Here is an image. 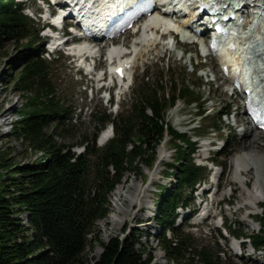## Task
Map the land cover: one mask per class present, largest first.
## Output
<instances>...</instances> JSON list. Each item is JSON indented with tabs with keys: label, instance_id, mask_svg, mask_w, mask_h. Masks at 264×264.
I'll list each match as a JSON object with an SVG mask.
<instances>
[{
	"label": "trees",
	"instance_id": "obj_1",
	"mask_svg": "<svg viewBox=\"0 0 264 264\" xmlns=\"http://www.w3.org/2000/svg\"><path fill=\"white\" fill-rule=\"evenodd\" d=\"M23 11L19 0H0V44L25 41L30 50L40 45L39 30ZM21 54L26 65L13 80V86L24 103L7 137L39 156L32 162L18 164L11 148L0 150V264H151V254L136 249L135 230L102 243L101 254L93 262L86 258L85 251L90 243L88 237L100 243L93 227L109 212L107 196L125 175L141 172L142 166L153 169L155 147L165 132L174 157L165 164L164 173L175 179V185L162 189L157 199L154 221L159 228L156 238L160 249L174 264H228L226 253L218 244L216 248H199L185 227L176 225L177 210L190 207L196 184L207 178L206 169L192 160L195 143L187 134L175 131L164 118L167 105L172 106L176 99L195 104L197 114H204L200 97L186 80L182 88L173 84L169 98H159L157 91L138 95L131 104L130 116L117 121H111L104 113L93 114L97 131L111 122L114 136L98 149L94 145L97 132L91 146L83 137L78 143L83 151L76 154L71 150L73 146L57 139V125L70 116L55 99L50 63L40 53ZM220 118V114L203 118L211 124L201 125L196 133L205 135L210 129L219 130ZM91 156L95 157L94 164ZM260 208L255 218L260 227L257 234H245L240 225L232 231L228 227L235 237L247 239L256 251L264 246V203ZM21 214L26 215L27 226L22 223ZM218 235L222 237L220 231Z\"/></svg>",
	"mask_w": 264,
	"mask_h": 264
},
{
	"label": "rangeland",
	"instance_id": "obj_2",
	"mask_svg": "<svg viewBox=\"0 0 264 264\" xmlns=\"http://www.w3.org/2000/svg\"><path fill=\"white\" fill-rule=\"evenodd\" d=\"M23 7L25 14L33 19L36 29H40L43 21L34 13L41 8L40 2L27 0ZM42 35L43 33H40V37ZM136 36L137 34L120 40L117 43L118 48L122 49V46L128 48V45L133 44L134 41L136 43L138 38ZM42 40L43 42L48 41L45 38ZM156 41L158 43L148 47L144 56H138L129 88L119 100L114 101V103L117 102V107L110 109L106 106L104 97L95 90L98 88V84H94L88 77H84L83 71L81 72L80 69L76 74L75 71L78 69L75 66L76 62L71 56H67L68 51L43 55L45 60L50 63V77L54 85L55 99L67 108V114L70 116L69 120L57 125L56 134L59 141L73 146L71 150L80 153L83 147L78 145L80 140L83 137L87 138L88 146H91L93 136L97 132L94 145L96 149L101 148L106 143L99 144L101 136L105 133V127L97 131V123L93 121V114L104 113L105 116L110 117L111 121H117L119 117L130 116L131 104L138 98V95L148 96L157 91L159 98H169L173 95V84L182 88L185 80L200 97V103L204 110L213 111L214 115L226 107L235 111L237 105L242 103L239 98L230 95L229 85L219 78L217 65L213 60L201 57L197 45L189 46L177 40L174 49L172 45H167L170 40L157 38ZM24 44L25 41L18 44L12 42L0 44V150L11 148L15 163L18 164L32 162L39 154H33L25 145L7 137L11 124L17 119V113L24 103L23 96L15 91L13 80L26 65L22 52L34 55L46 49L42 43L32 50L25 47ZM133 47L135 48V46ZM98 62L100 65L98 70L101 73L103 68L105 69L106 62L101 57L98 58ZM196 65L199 66L197 72ZM90 89H92V93ZM176 100L178 101L174 108L169 109L171 105H167L164 112L165 121L176 131L185 132L193 141H198L197 150L192 155L194 163L205 165L209 169L210 162L220 166V168H215L216 183L211 185L207 181L193 195V208L197 209V213L187 223V226L191 227L184 228V231L193 236L194 243L199 248L203 246L216 248L218 244L225 251L228 264H264V246L257 253H253L248 244H241V251L233 249L230 245L231 236L220 227V223L223 221L224 226L230 225L231 229H237L239 224L247 235L256 234L259 231V226L254 220L260 213L259 206L264 202V196L255 206L252 205L251 196L257 188L264 190V175L257 174L255 167L251 168V171L249 168V172H245L241 176L244 180L241 182L235 177L232 159L235 155L241 154H258L264 159V133L249 132L248 130L243 136L239 133L241 130H246L245 125L241 122L244 116L242 108H240L238 110L239 123L236 128L230 127L233 125L231 116L232 118L222 119V123L219 124V129L221 128L222 131L211 130L209 134L198 135L194 129L201 125L209 126L211 122L206 120L199 123L195 117L197 106L182 103L179 99ZM191 120H194V123L191 125L193 129L190 130L187 123ZM203 143L207 145L203 146ZM155 153L156 163L152 170L149 171L142 166L141 172L136 171L131 175H125L120 184L107 196L108 214H110L97 221L93 227L94 235L100 243L92 242L88 237L90 243L86 248L85 255L90 262L99 257L102 243H107L114 237H125L135 230V237L138 239L136 249H145L147 253H150L151 264H174L167 260L160 249L156 238L159 228L154 221L159 194L162 189H170L175 185V179L170 174L164 173L165 164L171 163L174 157V149L168 142V137H165L159 145L157 144ZM161 153L163 157L160 159ZM90 160L94 164L95 157L91 156ZM129 186L133 187L130 192L127 190ZM121 193L127 197L128 203L122 204L114 200L115 195H122ZM202 194L206 205H199ZM129 202L131 206L128 205ZM143 206V211H140ZM118 208L121 210V214H117ZM202 210L207 211L210 216L206 220L199 221L198 219L202 218L199 215ZM177 212L179 216L176 224L179 225L183 223L189 211L178 210ZM118 215L119 223L113 222L117 220ZM21 220L27 226L25 214H21ZM218 230L222 232L225 239L219 237ZM169 237L171 238V236Z\"/></svg>",
	"mask_w": 264,
	"mask_h": 264
},
{
	"label": "bare ground",
	"instance_id": "obj_3",
	"mask_svg": "<svg viewBox=\"0 0 264 264\" xmlns=\"http://www.w3.org/2000/svg\"><path fill=\"white\" fill-rule=\"evenodd\" d=\"M195 9H191L187 12V15H185L184 17H182V21L179 22V19H175V21H173V25L168 23V20H171L172 16H170L169 14L163 13V14H159V16H155L154 14H157V12L151 14L144 22L143 26H142V31L143 33L137 38V41L135 43V57L133 62L130 61V54H127V52H124L122 49L120 48H115L112 47L110 49V51L108 52V55L110 58L113 59V61H119L121 66H125L127 63H129L130 67L128 68V70L125 72V76L122 79V81L120 82V89L123 90V87L126 85V82L128 81V79L130 78L133 69L135 67L136 64V60L138 59V56H144V54L147 51V48L150 47L151 45L154 44V42L152 41V38L157 39V32L156 30H163L164 32H166L169 27L174 28L175 31L181 30V29H187L191 32V28H188L189 25L193 26L196 24V22L198 21V19L196 20L195 18ZM172 21V20H171ZM173 35L170 31L166 32V36H171ZM190 36H188V38L190 39ZM98 45V44H95ZM152 47V46H151ZM101 48H99L98 51H95L94 47H91L89 45H84V46H75L73 47L70 52L74 58H81V57H91V56H97V54L100 52L101 53ZM129 56V57H127ZM126 58V59H125ZM226 62L227 64H229L230 66L233 67V69H239L240 68V59L238 56V53L236 54H227L226 57ZM233 61V62H232ZM246 68V67H245ZM113 69V68H112ZM244 71V70H243ZM264 76V74H263ZM228 82H233L232 78H228L225 80V83ZM253 131V130H251ZM108 137V131L101 136L100 138V142H104L105 139ZM163 154L161 153L160 159L163 157ZM263 157L261 155L258 154H252V155H247V154H241V155H235L232 159L233 165H234V169H235V177L236 179H240L241 182H243L244 180H242L241 176H243V174L245 172H249V168L250 171L252 170L251 168L255 167L256 173L257 174H262L264 175V162H263ZM247 185V183L245 184V186ZM127 190L130 192L131 190H133L132 186H129L127 188ZM256 192L253 193V195L251 196L252 199V205L255 206L259 200L264 196V190L262 191L261 188H257L255 190ZM122 194V193H121ZM115 201L121 202L122 204L128 203L127 201V197H125L123 194H116L115 195ZM259 204V203H258ZM129 206H131V203L129 202L128 204ZM249 206V205H246ZM144 206L142 207V209L140 211H143ZM118 213L117 214H121V210L118 208ZM127 217V215H126ZM137 217V216H135ZM123 219V218H121ZM120 219H119V215L117 216V220H114L113 222L115 223H119ZM123 221V220H122Z\"/></svg>",
	"mask_w": 264,
	"mask_h": 264
}]
</instances>
